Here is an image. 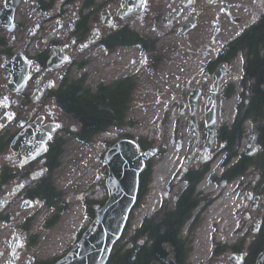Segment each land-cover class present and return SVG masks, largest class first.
Returning a JSON list of instances; mask_svg holds the SVG:
<instances>
[{
    "label": "flooded vegetation",
    "instance_id": "af4514ba",
    "mask_svg": "<svg viewBox=\"0 0 264 264\" xmlns=\"http://www.w3.org/2000/svg\"><path fill=\"white\" fill-rule=\"evenodd\" d=\"M5 2L0 0V10ZM122 2L19 0L14 12V31L0 30V100L7 97V103L0 105V238L8 234V239H2L0 243V264L10 256L11 249L7 242L14 233L20 246L16 251V264L21 263V254L33 247L29 244L33 237L27 229H30L33 216L40 210H44L48 216L43 226L46 230L55 226L59 213L68 211L65 203L68 195L64 193L65 188L60 186L59 179L63 155L72 141L86 145L83 138L90 132L91 121L98 124L96 113L98 106L103 104L98 101L93 103L92 94L99 90L102 92L112 84L122 86L125 78L131 77L89 84L84 69L90 63L91 53L99 49L104 54L116 53L120 56L124 50L135 48L144 55L145 51L141 50L143 42L137 39L151 42L148 34L150 30H156V24L163 25L168 36L176 35L186 42H199V23L205 6L218 7L219 14L231 20V9L242 0H147V5L143 4L139 13L120 17L118 12ZM27 4H33L30 10L33 18L32 24L24 28L18 22L17 12ZM127 4L132 6L133 0ZM218 18L213 25L215 27L218 23L220 31L221 21ZM190 23H193V27L184 31ZM17 31H21L19 37ZM194 33L197 36L191 39ZM217 35L214 34V37ZM53 48L61 49L66 57V61L55 69L47 64L54 54ZM208 51L204 59L209 57ZM127 56L132 57V53L129 52ZM239 58L240 54L232 63L240 67ZM131 62L134 64L135 60ZM23 74L26 77L22 81ZM260 153L259 146L258 152L251 156H246L244 151V156L252 158L254 164L249 165L246 174L239 178H244L253 169L258 172L256 166ZM159 154L158 150L153 156ZM150 160L146 162L144 170L151 163ZM258 180L252 182L255 189ZM254 196H259V204L254 211L256 214L264 211V208H261V196L255 192ZM15 217L19 218V222L13 226ZM256 220L260 221L259 229L257 233H251ZM263 224L264 213L253 220L249 234L243 235L234 244H223L224 252L211 254L206 264H254ZM145 241L143 239L139 244L144 245ZM235 247H240L241 251L236 252ZM24 262L37 264L40 261L35 262L32 258Z\"/></svg>",
    "mask_w": 264,
    "mask_h": 264
},
{
    "label": "rangeland",
    "instance_id": "374dc122",
    "mask_svg": "<svg viewBox=\"0 0 264 264\" xmlns=\"http://www.w3.org/2000/svg\"><path fill=\"white\" fill-rule=\"evenodd\" d=\"M33 4L25 5L17 12L18 22L27 28L32 24L31 9ZM22 10V11H21ZM264 10V0H242L239 5L231 9L232 19L221 16L216 6H205L202 21L199 23V42H186L176 35H166L163 25L156 24V30L149 32L151 41H155L156 56L161 57V63L158 69L152 72L148 65L153 56L150 52L141 54L135 48L123 51L122 55L104 54L101 50H94L89 57V65L84 69L88 76L89 84H95L99 81L109 82L113 78L131 76L136 84L132 100L127 114V121H134L132 128L119 130L120 133L109 129L108 135H114V139L102 136L94 140L89 145L77 144L72 141L62 158V171L60 172V186L65 188L64 193L68 195L65 203L68 205V211L59 213L58 222L55 226L46 230L43 228L45 220L48 218L44 210H40L34 215L30 222L28 234L37 238L36 245L27 248L21 254V263L24 260L41 261L52 260L65 256L72 246L76 243L78 233L85 230L89 225V220L85 214L82 200L89 199L97 202L104 201L107 197V191L104 186V180L107 176V168L103 162V156L106 152V145L118 141L124 135L143 138L151 142L152 149L163 152V155L153 156L151 162V180L148 186V197L143 202L132 209L130 217V227L126 237H128L134 225L138 223L141 217V211L152 214L156 211L163 201H168L169 206L175 202L179 192L184 188L181 180L183 161L191 148L192 139L189 136V114L186 112L183 116H178L176 111L177 102H185L189 92L195 87L200 86L202 95L198 103V129L200 133L199 152L193 160L191 166H196L199 161V154L205 141V127L203 119L204 101L207 96L208 87L211 82V75L204 73V67L217 54L222 46L230 42L240 31L246 28L250 23L255 22L257 17ZM23 17L19 20V17ZM29 16V17H28ZM221 21L219 34L214 37V22L216 18ZM135 29V27H134ZM17 36L21 31H17ZM146 34V33H145ZM144 35V34H142ZM196 33L192 38H195ZM211 42H215L213 46ZM210 47V49L208 48ZM209 50V51H208ZM208 51L209 57L204 59L203 55ZM129 52L132 57L127 56ZM89 54V53H88ZM133 58V59H131ZM240 67L231 64L227 70L218 94L217 104V129L223 124L230 125L233 115V108L238 103V99L232 97L231 105L220 101V95L227 84L234 83L240 85L242 78V56L240 55ZM135 60L134 64H131ZM142 62V66H140ZM207 77L208 82L201 85L202 78ZM167 115L168 120L163 125L162 120ZM244 132L247 136L254 134V127L251 122L244 125ZM246 144V143H245ZM217 145H214L213 150ZM170 155L174 162H178V167L163 166L158 173L159 179L157 186L154 187L155 169L162 163L164 157ZM223 157L218 156L210 165L209 173L197 186V191L202 198L210 201L205 210L196 215L199 216V224L188 236L191 239L189 264H206L214 250V244H234L243 235L249 234L253 220L257 215H262L264 211L255 214L250 209L251 201L246 199L248 192H255L261 196V208H264V185L263 190L256 189L252 182L258 180L257 171L250 170L244 178H237L231 183L213 182L212 178L220 177L223 170L221 163ZM170 165V164H167ZM79 173V176L77 175ZM98 174L103 177L98 183L95 182ZM205 183L204 187H200ZM226 191H229L228 197H232L237 204V210L233 215V223L229 217L219 216L209 220L212 207L222 200ZM155 201L152 204V202ZM202 203L200 208H203ZM94 210L98 208L94 205ZM221 206H217L219 210ZM15 217L13 226L19 222ZM229 222V223H228ZM188 226L183 230V237L188 235ZM205 233H207L205 235ZM204 235V236H203ZM8 239V234L0 238ZM0 258V262H1ZM32 264V263H30ZM34 264V262H33ZM53 264V263H51Z\"/></svg>",
    "mask_w": 264,
    "mask_h": 264
},
{
    "label": "trees",
    "instance_id": "16d2710c",
    "mask_svg": "<svg viewBox=\"0 0 264 264\" xmlns=\"http://www.w3.org/2000/svg\"><path fill=\"white\" fill-rule=\"evenodd\" d=\"M141 50L145 54L151 53L154 57L150 59L149 69L154 72L158 69L161 63V57L156 56L155 41L145 42L142 39ZM242 56V78L240 79L241 93L239 94V102L235 108L233 121L230 125H221L217 129L215 137V145L217 147L212 151L211 161L206 164L198 163L196 166H191L182 174L181 180L184 183V188L180 191L175 199L172 207L168 201H163L159 209L154 212L149 218H146L141 223V226L134 230L126 237L130 227V217L125 226L124 233L121 238L113 246L107 264H159V263H187L190 257L191 239L188 237L199 224L200 212L205 210L210 204L209 200L202 198L196 190L200 182L209 172L211 163L220 155H224L221 164L222 174L220 177L212 178L216 183L226 182L231 183L237 178L244 176L249 165L254 164L252 158L238 154L241 139L244 134V123L251 121L255 124L254 133L256 135V143L259 146L261 153L256 166L258 169L257 175L259 180L257 186L263 190L264 185V10L257 17L255 22L245 28L242 33L234 40L227 42L217 53L214 60L208 62L204 68V73L212 74L215 68L220 64L230 65L236 56ZM136 88V84L132 77H126L122 86H107L104 91H97L92 95L93 103L98 101L103 106H98V124L92 123L89 134L83 138L84 143H90L93 138L106 131L109 127H114L120 130L124 125L131 128L134 121H127L132 94ZM234 84H227L223 88L220 101H226L235 94ZM96 105L94 104L93 107ZM177 107V105H176ZM177 109V108H176ZM97 109H94L96 112ZM167 115L164 116L163 125L168 120ZM122 138H135L125 135ZM137 144L142 152L151 148V142L146 139L138 138ZM111 143L106 145L109 148ZM163 155V152H160ZM237 158L236 162L231 164L232 159ZM181 172V170H180ZM151 180V163L139 176V189L137 200L134 208L139 206L148 193V186ZM104 201H95L84 199L82 201L85 214L89 223L95 216L94 205L98 208L103 205ZM203 208H200L201 204ZM197 211L196 215L195 212ZM188 225V235L182 236V231ZM29 230V228L27 229ZM84 231V230H83ZM78 233L77 241L80 239L82 232ZM29 244L36 245L37 238L32 236ZM146 239L144 245L139 242ZM76 241V242H77ZM260 243L256 249L257 256L264 248V224L258 239ZM131 245L130 248L127 246ZM225 245L215 243L214 255L223 253ZM236 252H240V247H235ZM60 258H53L49 261H40L37 264L55 263Z\"/></svg>",
    "mask_w": 264,
    "mask_h": 264
},
{
    "label": "water",
    "instance_id": "95a60500",
    "mask_svg": "<svg viewBox=\"0 0 264 264\" xmlns=\"http://www.w3.org/2000/svg\"><path fill=\"white\" fill-rule=\"evenodd\" d=\"M129 1L123 0L121 10L118 12L120 17H125L128 13L140 12L143 0H133L134 4L132 6H128ZM18 3L19 0H6L4 7L0 10V30L9 33L14 31V12ZM226 10L225 6L224 11ZM192 27L193 23H190L184 31ZM218 33L219 24L216 23L214 34L217 35ZM211 43L213 44V42ZM53 50L54 54L47 64L48 67L55 69L61 62L66 61V57L63 56L61 49L53 48ZM205 57L206 53L203 58ZM21 61H23L22 58ZM140 66H142V62H140ZM226 69L225 64H220L214 70L204 101L203 119L206 136L199 154V162L202 164L210 161L217 129V96ZM25 77L26 74H23L22 81ZM208 81L207 77H203L201 85ZM201 95V87L196 86L190 91L185 102H177L179 116H183L186 110L188 111V132L193 141L191 149L184 159L182 172H185L192 165L199 152L200 133L198 130L197 109ZM154 152L153 149L141 152L137 143L130 139H120L107 149L103 156V162L107 168V176L104 180L107 198L104 204L96 209L94 218L82 233L80 239L65 256L54 264H107L113 246L121 238L129 214L136 203L139 175L143 171L146 161L153 156ZM256 152H258V146L255 144V135L251 134L245 147V155L251 156ZM102 177V174H98L95 182L98 183ZM246 199L251 201L250 209L255 211L259 203V197H254L253 192H248ZM259 225L260 221L256 220L251 228V233H257ZM7 246L11 249V253L8 260L3 264H16V251L20 246L15 233L7 242ZM254 264H264V248L258 254Z\"/></svg>",
    "mask_w": 264,
    "mask_h": 264
},
{
    "label": "bare ground",
    "instance_id": "6f19581e",
    "mask_svg": "<svg viewBox=\"0 0 264 264\" xmlns=\"http://www.w3.org/2000/svg\"><path fill=\"white\" fill-rule=\"evenodd\" d=\"M167 164H170V165H167ZM163 166H165V167L169 166V167L173 168V167H178L179 163L172 161L171 158H170V155H166L164 157L162 163L155 169V172H154V175H153L154 182L152 183V185L154 187L157 186V181L159 179L158 173L163 169ZM204 186H205V183H202L200 187H204ZM228 194H229V191H226L225 194H224V197L222 198V200L217 202L212 207L211 214L208 217L209 220L217 218V217L222 215L224 217H229L230 216V221L233 223V215H234L235 211L237 210V204H236V206L234 205L235 201L233 200L232 197H228ZM217 206H221V208L219 210H216ZM206 234L207 233H205V235Z\"/></svg>",
    "mask_w": 264,
    "mask_h": 264
},
{
    "label": "built area",
    "instance_id": "2783aa9c",
    "mask_svg": "<svg viewBox=\"0 0 264 264\" xmlns=\"http://www.w3.org/2000/svg\"><path fill=\"white\" fill-rule=\"evenodd\" d=\"M237 85H238V84H237ZM238 91H239V89H238ZM231 102H233V100H229V101L225 102V103H226L225 105H228V106H229V105H231ZM110 129H112V131H116L115 134L120 133V131H118V130H115V129H113V128H110ZM102 136H105V137H108V138H112V139H114V137H116V136H114V135H108V133H107V131H106V132H103V133L99 134L96 138H97L98 140H107V139H102V138H101ZM245 139H246V137H244V138L242 139L240 151L242 150V148H243V146H244V144H245ZM147 197H148V196H147ZM154 202H155V201H153L151 205H153ZM141 208H144V207H140L139 210H138V211H141V217H140V219L138 220V223L136 224V226L134 225V228H135V229H138V228H139V226L141 225V223H142V221H143L144 218H148V217L150 216V214H149V213H146L145 210H140Z\"/></svg>",
    "mask_w": 264,
    "mask_h": 264
},
{
    "label": "snow or ice",
    "instance_id": "6c2138e0",
    "mask_svg": "<svg viewBox=\"0 0 264 264\" xmlns=\"http://www.w3.org/2000/svg\"><path fill=\"white\" fill-rule=\"evenodd\" d=\"M143 4L146 6L147 5V0H143ZM7 103V97H4L2 100H0V105H4ZM6 116H8V118H11V116L9 114L6 113Z\"/></svg>",
    "mask_w": 264,
    "mask_h": 264
}]
</instances>
